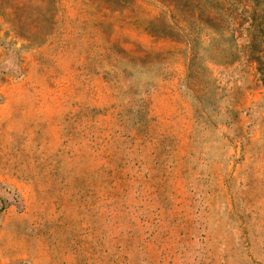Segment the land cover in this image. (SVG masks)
I'll use <instances>...</instances> for the list:
<instances>
[{"label":"rangeland","instance_id":"1","mask_svg":"<svg viewBox=\"0 0 264 264\" xmlns=\"http://www.w3.org/2000/svg\"><path fill=\"white\" fill-rule=\"evenodd\" d=\"M0 264H264V0H0Z\"/></svg>","mask_w":264,"mask_h":264}]
</instances>
